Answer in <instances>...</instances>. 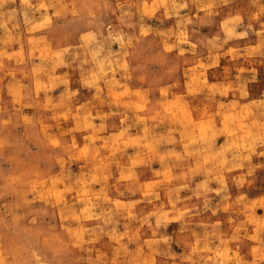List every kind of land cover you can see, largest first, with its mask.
I'll return each mask as SVG.
<instances>
[{
  "label": "rangeland",
  "instance_id": "rangeland-1",
  "mask_svg": "<svg viewBox=\"0 0 264 264\" xmlns=\"http://www.w3.org/2000/svg\"><path fill=\"white\" fill-rule=\"evenodd\" d=\"M0 264H264V0H0Z\"/></svg>",
  "mask_w": 264,
  "mask_h": 264
},
{
  "label": "bare ground",
  "instance_id": "bare-ground-1",
  "mask_svg": "<svg viewBox=\"0 0 264 264\" xmlns=\"http://www.w3.org/2000/svg\"><path fill=\"white\" fill-rule=\"evenodd\" d=\"M98 54H100V53H98ZM105 59H106V58H105ZM105 59H104V60H105ZM97 60H98V59H97ZM98 63H100V62H98ZM102 63H103V62H102ZM98 65H99V64H98ZM89 66H91V65H89ZM100 66H101V64H100ZM87 68H88V67H87ZM104 69H105V68H104ZM100 70H101V69H100ZM98 71H99V70H98ZM98 74H99V73H98ZM241 109H242V108H241ZM236 112H238V111H236ZM188 116H189V115H188ZM228 116H229V115H228ZM228 116H227V117H228ZM219 117H220V116H219ZM231 117H232V116H231ZM237 119H238V118H237ZM239 120H240V119H239ZM238 123H239V122H238ZM238 123H237V124H238ZM209 125H210V124H209ZM242 129H243V128H242ZM235 130H236V129H235ZM243 130H244V129H243ZM200 132H201V131H200ZM180 152H181V151H180ZM178 167H179V166H178Z\"/></svg>",
  "mask_w": 264,
  "mask_h": 264
}]
</instances>
